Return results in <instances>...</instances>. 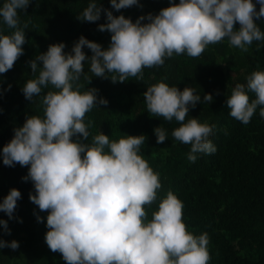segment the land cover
I'll return each instance as SVG.
<instances>
[{
    "label": "clouds",
    "instance_id": "clouds-1",
    "mask_svg": "<svg viewBox=\"0 0 264 264\" xmlns=\"http://www.w3.org/2000/svg\"><path fill=\"white\" fill-rule=\"evenodd\" d=\"M109 2L116 11L139 6L138 0ZM169 2L171 6L158 15L141 16L133 23L123 15L114 17L93 0L77 18L92 23L104 12L107 22L99 25L98 31L111 33L106 50L81 36L71 54H66L65 45L59 43L29 61L33 73L37 62L42 68L37 79L23 86L24 97L32 100L48 85L58 91H49L41 98L44 117L26 118L0 155L5 166H30L22 178L30 179L35 189L29 200L40 211L48 212L45 243L52 252L61 254L65 264H208L210 259L207 234L194 236L186 230L182 202L173 193H167L158 211L147 220L145 206L156 201L161 184L158 174L138 154L145 143L144 135L110 142L101 133L91 145L80 139L73 141L76 136L88 139L85 114L108 103L97 98V89L89 88L83 94L73 90L72 82L84 73L82 62H90L94 76L109 78L106 73H115L109 78L111 82L123 83L129 77L142 80L144 68L162 66L174 53L196 58L208 45L225 38L231 46L247 52L246 45L264 41V33L254 22L264 17V0H256L259 11L252 0ZM29 3L6 0L0 7L3 22L16 29L11 35H0V74L12 69L23 55L26 41L24 31L18 28L17 10L26 9ZM143 20L149 22L141 24ZM235 24H239L238 30H234ZM84 47L91 51V57L82 51ZM247 88L255 93V100L249 101L241 84L226 99L229 115L243 124L250 122L258 106L264 118V71L253 72L247 78ZM143 97L152 115L169 122L174 118L179 123L172 136L191 145L190 162L196 161V153H215L209 139L215 126L195 118L185 123L189 109L201 102L192 88L180 91L160 82L148 87ZM212 99L211 94H205L203 102L211 103ZM153 132L157 144L165 142L166 132L161 126ZM20 198V192L11 189L0 203V212L12 219ZM36 219L41 221L39 216ZM0 226L10 234L6 221L0 220ZM5 247L16 250L19 244L0 240V249Z\"/></svg>",
    "mask_w": 264,
    "mask_h": 264
},
{
    "label": "trees",
    "instance_id": "trees-1",
    "mask_svg": "<svg viewBox=\"0 0 264 264\" xmlns=\"http://www.w3.org/2000/svg\"><path fill=\"white\" fill-rule=\"evenodd\" d=\"M5 2L0 0V7ZM90 2L93 0H30L26 9L17 10L18 28L24 31L26 42L22 45L23 55L13 68L0 74V152L26 118L44 117L41 98L49 91H58L48 85L32 100L24 97L23 86L28 80L37 79L42 68L37 62V71L33 73L29 61L46 53L50 45L59 43L65 45L66 54H71L81 36L99 44L102 50L108 48L111 33L98 31V26L107 22L103 11L96 22L77 18ZM95 2L114 17L123 15L133 23L141 16H155L171 6L169 0H138L139 6L116 11L109 0ZM252 2L256 4V0ZM172 3L178 4L179 0ZM259 7L256 4L257 11ZM148 22L143 20L141 24ZM254 22L264 33V17ZM238 29L239 24H235L234 30ZM15 30L0 17V35H11ZM246 47L248 51H242L225 38L208 45L199 57L174 53L171 58H165L162 66L144 68L142 80L129 77L123 83L111 82L109 78L115 73H106L109 78L94 76L86 60L82 62L84 73L72 82L74 91L83 94L94 88L98 90L97 98L108 102L85 114L88 139L76 136L73 141L80 139L91 145L93 138L101 133L108 136L110 142L144 135L145 143L138 154L158 174L161 184L156 201L145 206L147 220L158 211L167 193H173L182 202V222L186 230L194 236L207 234L208 264H264V118L260 117L258 106L250 122L243 124L229 115L226 105V99L237 84L245 86L250 102L256 99L255 93L247 88V78L255 71H264V41H253ZM82 51L91 57L87 47ZM160 82L180 91L192 88L194 94L200 96L201 102L189 109L185 123L195 118L199 123L215 126L209 137L216 149L214 154L196 153V161L190 162L187 157L191 145L172 136L179 123L174 118L169 122L148 112L143 93ZM205 94L212 95L211 103L203 102ZM158 126L166 132L162 144L156 143L153 132ZM29 167L5 166L0 155V203L11 189L21 194L12 219L0 212V220L7 222L10 231L7 234L0 226V240L19 244L16 250L0 249V264H65L61 254L52 252L45 243L48 212L40 211L29 200L30 193L36 194L32 181L22 179L27 176Z\"/></svg>",
    "mask_w": 264,
    "mask_h": 264
}]
</instances>
